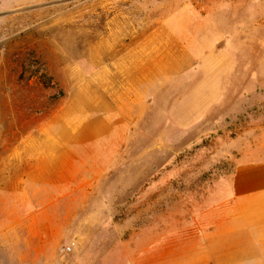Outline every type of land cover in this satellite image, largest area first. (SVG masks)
<instances>
[{"label":"rangeland","instance_id":"374dc122","mask_svg":"<svg viewBox=\"0 0 264 264\" xmlns=\"http://www.w3.org/2000/svg\"><path fill=\"white\" fill-rule=\"evenodd\" d=\"M261 154L264 0H0V264H264Z\"/></svg>","mask_w":264,"mask_h":264},{"label":"crops","instance_id":"0c3cea01","mask_svg":"<svg viewBox=\"0 0 264 264\" xmlns=\"http://www.w3.org/2000/svg\"><path fill=\"white\" fill-rule=\"evenodd\" d=\"M234 189L243 198H251L264 195V154L250 158L240 163L235 173ZM41 237L34 241L36 255L47 256L45 248L48 239Z\"/></svg>","mask_w":264,"mask_h":264},{"label":"built area","instance_id":"2783aa9c","mask_svg":"<svg viewBox=\"0 0 264 264\" xmlns=\"http://www.w3.org/2000/svg\"><path fill=\"white\" fill-rule=\"evenodd\" d=\"M69 249V248H68Z\"/></svg>","mask_w":264,"mask_h":264}]
</instances>
